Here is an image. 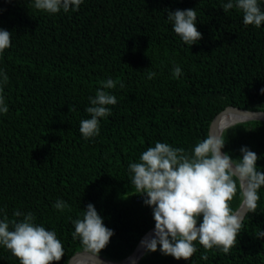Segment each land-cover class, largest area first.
Returning a JSON list of instances; mask_svg holds the SVG:
<instances>
[{
  "label": "trees",
  "instance_id": "1",
  "mask_svg": "<svg viewBox=\"0 0 264 264\" xmlns=\"http://www.w3.org/2000/svg\"><path fill=\"white\" fill-rule=\"evenodd\" d=\"M228 2L83 0L78 11L50 14L35 9L34 0H0V29L12 33L0 54L9 78L3 90L9 111L0 113V219L31 212L37 225L55 231L65 255L53 264H70L86 249L73 238L72 221L83 218L89 203L114 230L99 253L111 260L126 258L155 227L153 207L138 198L129 170L149 147L167 143L193 155L227 106L264 111V23L245 25L241 11L224 12ZM258 4L264 11V0ZM177 9L196 11L202 33L196 44L174 32L167 13ZM177 66L181 75L174 77ZM107 79L124 87L103 89ZM97 89L117 103L100 118V134L85 139L80 121L91 118L86 108ZM222 136L225 153L241 159L246 146L264 172L263 120L238 122ZM258 195L228 254L196 241L189 260L164 255L158 246L138 264H264V238H257L264 231V186ZM57 200L68 207L57 210ZM242 201L237 181L232 209ZM0 264L21 262L0 245Z\"/></svg>",
  "mask_w": 264,
  "mask_h": 264
},
{
  "label": "clouds",
  "instance_id": "2",
  "mask_svg": "<svg viewBox=\"0 0 264 264\" xmlns=\"http://www.w3.org/2000/svg\"><path fill=\"white\" fill-rule=\"evenodd\" d=\"M83 0H34V8L50 14L78 11ZM237 9L243 13L245 25L260 27L264 23V11L258 0H229L223 5L224 12ZM168 20L173 22V30L182 40L193 45L202 39L196 27L197 13L194 9L168 11ZM12 33L0 29V54L11 46ZM181 75V68L175 67L174 77ZM154 72L148 73L152 79ZM8 76L0 70V113L7 114L9 108L3 95ZM103 89H114L118 80L102 81ZM264 94V89H261ZM90 107L86 108L89 119L80 121V132L85 139L100 134V118L111 115V108L117 98L108 91L97 89L95 97H89ZM72 109L70 108V111ZM227 131L228 126L221 124ZM223 136L209 133L194 147V154L185 153L183 148H173L170 144L156 142L140 157V162L131 163L129 170L137 194L144 198L146 205L153 207L155 220L154 236L141 241L149 252L159 250L176 260H189L197 252L194 242L198 241L205 250L214 247L228 254L236 245L243 227V219L234 211L230 202L237 193V181L243 197V205L255 213L260 196L258 190L264 186V172L257 170L259 157L248 147H242L241 159H233L222 152L225 147ZM57 210L68 207L64 200L54 204ZM2 211V210H0ZM14 218L5 214L0 219V245L19 258L21 264H53L65 255L62 242L55 231L35 223L33 213L16 211ZM203 217L197 226L198 218ZM23 217L18 220L16 218ZM73 238L79 237L84 247L98 255L110 242L114 230L105 226L95 206L87 205L82 219L73 220ZM257 238H264V231ZM201 258L207 260L206 252Z\"/></svg>",
  "mask_w": 264,
  "mask_h": 264
},
{
  "label": "water",
  "instance_id": "3",
  "mask_svg": "<svg viewBox=\"0 0 264 264\" xmlns=\"http://www.w3.org/2000/svg\"><path fill=\"white\" fill-rule=\"evenodd\" d=\"M227 115L242 117L241 120L233 121L231 124L228 125V127H231L232 125L238 122L247 121V120L256 119V120L264 121V111L263 110L256 111V110H250V109H243V108L236 107V106H227L213 119L211 126H210L209 133L217 134V132H219L222 135L224 130L221 129L219 126L222 124L223 119ZM222 152H225V151L222 149ZM236 211L244 218L249 212L247 208L243 205V202L241 203L240 207ZM197 226H199V224H197ZM154 230H155V227L147 231L143 235V237L140 239L134 251L130 255H128L126 258L120 261L111 260L101 254L95 255L89 250L84 249L82 251L77 252L71 258L70 264H75V261L77 259L84 258V257L89 260L88 264H138L141 261L142 257L144 256L145 252L147 251V249L142 246L141 241L148 237L154 236Z\"/></svg>",
  "mask_w": 264,
  "mask_h": 264
},
{
  "label": "bare ground",
  "instance_id": "4",
  "mask_svg": "<svg viewBox=\"0 0 264 264\" xmlns=\"http://www.w3.org/2000/svg\"><path fill=\"white\" fill-rule=\"evenodd\" d=\"M242 117L240 116H233V115H227L224 119L222 124L228 126L229 124H231L233 121H238L241 120ZM89 260L84 258H79L75 261V264H88Z\"/></svg>",
  "mask_w": 264,
  "mask_h": 264
},
{
  "label": "built area",
  "instance_id": "5",
  "mask_svg": "<svg viewBox=\"0 0 264 264\" xmlns=\"http://www.w3.org/2000/svg\"><path fill=\"white\" fill-rule=\"evenodd\" d=\"M143 198H145V197L143 196Z\"/></svg>",
  "mask_w": 264,
  "mask_h": 264
}]
</instances>
